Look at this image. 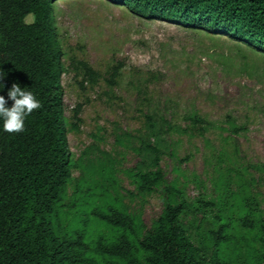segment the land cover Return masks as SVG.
<instances>
[{
    "label": "rangeland",
    "instance_id": "obj_1",
    "mask_svg": "<svg viewBox=\"0 0 264 264\" xmlns=\"http://www.w3.org/2000/svg\"><path fill=\"white\" fill-rule=\"evenodd\" d=\"M53 17L66 70L61 84L74 165L60 216L53 219L57 236L83 235L88 256L101 262L93 253L96 242L112 244L122 230L93 210L108 215L116 199L147 230L159 218L163 192L141 196L133 178L149 167L139 152L142 143L154 145L146 122L151 116L178 130L159 142L165 180L190 203L214 204L204 219L199 212L184 218L194 245L210 255L213 218L234 213L227 254L238 264L251 263L257 245L235 222V212L238 199L248 196L264 217V52L226 35L139 17L108 0H63ZM81 63L98 75L95 83ZM114 68L119 76L110 86ZM191 115L208 123L203 137L189 132Z\"/></svg>",
    "mask_w": 264,
    "mask_h": 264
},
{
    "label": "trees",
    "instance_id": "obj_2",
    "mask_svg": "<svg viewBox=\"0 0 264 264\" xmlns=\"http://www.w3.org/2000/svg\"><path fill=\"white\" fill-rule=\"evenodd\" d=\"M61 1L0 0V71L5 73L0 95L7 99V91L16 83L31 90L42 104L27 117L23 133L0 130V264H238L227 254L234 213L213 218L216 231L209 233L214 248L210 255L194 245L184 218L199 212L204 219L214 204L203 200L190 203L181 190L165 180L159 142L164 133L178 130L165 119L159 122L151 116H146V122L148 139L154 145L142 143L138 151L149 160V167L137 171L133 178L141 196L163 192L159 218L147 230L140 218L128 214L116 199L111 201L115 206L108 209V215L93 210V216L122 230L112 244L96 242L93 253L103 258L101 262L88 256L90 249L83 235L74 239L57 236L53 219L60 216L74 168L61 84L66 70L53 17L54 6ZM108 1L139 17L226 35L264 52V0ZM80 65L84 76L95 83L98 75L88 65ZM119 71L113 69L110 86L115 85ZM137 95L143 97L142 87ZM11 104L9 101L8 106ZM186 121L189 132L200 137L209 128L196 115ZM259 171L264 173V166ZM238 201L235 222L257 245L249 252L251 263L243 264H264L262 211L253 198L240 197Z\"/></svg>",
    "mask_w": 264,
    "mask_h": 264
},
{
    "label": "clouds",
    "instance_id": "obj_3",
    "mask_svg": "<svg viewBox=\"0 0 264 264\" xmlns=\"http://www.w3.org/2000/svg\"><path fill=\"white\" fill-rule=\"evenodd\" d=\"M4 77L5 73L0 71V80ZM3 88L4 85L0 83V91ZM9 101H12L11 107L8 106ZM41 107V102L31 90L22 89L18 84L13 83L7 91V99L4 95H0V130L7 133H23L27 117Z\"/></svg>",
    "mask_w": 264,
    "mask_h": 264
}]
</instances>
